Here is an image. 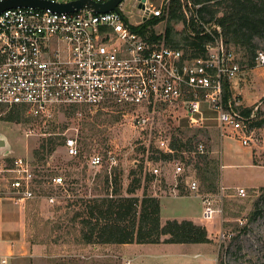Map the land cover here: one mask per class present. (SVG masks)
Listing matches in <instances>:
<instances>
[{"label": "built area", "instance_id": "1", "mask_svg": "<svg viewBox=\"0 0 264 264\" xmlns=\"http://www.w3.org/2000/svg\"><path fill=\"white\" fill-rule=\"evenodd\" d=\"M141 2L137 0L138 5ZM169 4L170 0L161 4L144 0L142 7L138 6L139 24L130 22L120 5L108 12L87 8L58 12L25 6L3 11L0 116L14 107L25 108L33 117H50L54 105L117 107L129 117L134 129L145 131L154 126L157 114H167L178 124L179 113L184 111L188 125L200 128L209 118L202 109L203 101H207L216 112L214 118L222 136L228 134L238 137L244 145L251 144L253 112L246 115V107L236 96L225 98V82L231 83L241 70L235 48L225 41L220 24L206 23L199 16L201 4L182 0L186 17L210 37L203 43L202 54L192 56L135 28L148 19L161 17ZM255 60L264 65V51H258ZM154 139L158 150L174 152L171 136L158 135ZM64 146L72 157L81 153L77 137L65 136ZM204 148L200 142L199 152ZM8 156L0 159V173H11L10 196L24 202L35 198V167L26 157H11L12 163H8ZM106 156L93 154L89 164L100 166L105 160L110 168L117 164L113 150H108ZM147 164L149 171L159 173L152 161ZM174 169L181 174L188 192L201 196L204 219H213L220 213L216 197L223 199L224 185L219 194L202 195L199 182L184 174L181 164L176 163ZM47 183L64 187L65 179L55 174ZM237 194L244 197L247 189L238 187Z\"/></svg>", "mask_w": 264, "mask_h": 264}, {"label": "rangeland", "instance_id": "2", "mask_svg": "<svg viewBox=\"0 0 264 264\" xmlns=\"http://www.w3.org/2000/svg\"><path fill=\"white\" fill-rule=\"evenodd\" d=\"M153 1L161 4L166 0ZM120 9L130 22L139 24L141 11L137 0H123ZM166 23V20L160 21L153 30L163 33ZM173 24L178 31L185 27L183 21ZM235 51L241 70L233 79L236 81L233 92L238 95L241 103L254 107L250 124L253 133L249 145H244L238 137L228 134L221 140L218 122L214 118L216 112L207 101H203L202 109L209 118L198 129H189L184 111L179 113L178 124H174L167 114H157L154 126L147 127L145 131L134 129L129 117L117 107L90 109L86 106L54 105L50 117H33L25 109L20 119L15 121L5 118L8 111L0 116V136L6 137L10 156L26 157L35 167L39 183L35 185L37 196L27 201L30 210L29 227L33 238L46 242L50 246L49 251L56 254L48 259L49 264L75 263L77 256L74 257L73 253L79 252L81 243L80 224L74 218L75 212L82 208L81 199L112 192L111 182L108 185L104 181L108 170L115 167L112 174L119 175L123 193L127 194L126 188L134 177L132 169L139 170L140 165L145 167L148 161L159 167V173L150 180H145V169L142 174L139 173L142 185L136 190V195L142 196L145 192L163 195L160 201L164 216H179L188 209L199 208L202 199L188 192L181 174L174 172L176 163L183 166L184 174L191 175L199 182L202 195L219 194L220 186L224 185L226 189L223 199L216 197V204L221 211L215 216L216 229L212 231L218 242L217 264H264V65L255 62L250 67L251 56L240 48H235ZM258 51H264V39L258 40ZM194 133L195 138L189 142L188 137ZM50 135L77 137L81 153L75 157L68 155L65 146L61 145L62 138L56 139L57 146L52 153L42 148L39 153H34V149ZM158 135L172 138L182 136L186 145L169 162L153 161L151 157L159 155L153 150L156 149L154 137ZM200 142L205 146L203 152L198 150ZM150 146L153 147L151 150ZM108 150L115 152L117 164L111 168L106 160L100 166L89 164L90 156L100 153L106 158ZM250 150L254 151V165L221 167V158L224 162L228 161L229 156L234 160L240 153ZM2 157L0 153V159ZM209 159L218 165L219 175L215 179L208 174L206 162ZM8 161L12 163V158ZM205 171L208 180L203 179ZM53 174L64 177V187L47 183V175ZM176 184L181 189L177 195L192 196H168L176 195L173 190ZM240 185L247 189L244 197L237 194ZM51 196L54 198L51 199Z\"/></svg>", "mask_w": 264, "mask_h": 264}, {"label": "trees", "instance_id": "3", "mask_svg": "<svg viewBox=\"0 0 264 264\" xmlns=\"http://www.w3.org/2000/svg\"><path fill=\"white\" fill-rule=\"evenodd\" d=\"M192 1L201 4L198 13L206 23L221 25L224 39L228 44L236 49L240 48L246 51L251 56L249 66L253 67L256 62L258 40L264 39V0ZM162 20L167 21L164 32L157 33L153 30L154 26ZM180 21L185 23L182 31H178L173 24V22ZM135 28L143 34H150L152 38L163 39L175 48L184 49L190 52L192 56L204 53L203 43L210 38L207 33H203V29L192 18L186 17L182 0H170L168 8L164 10L161 17L148 19ZM230 95V85L225 82V98ZM253 108L246 107L243 111L249 115L253 112ZM24 109L22 107L11 108L5 114V118L9 121L20 119ZM193 128L198 129L196 127L189 129ZM56 136L58 137L50 135L48 139L43 140L40 146L34 149V153H39L40 148L49 154L52 153L56 149L57 138H62L61 145H64L65 136ZM195 136L196 133L188 137V141H192ZM183 142L186 141L182 136L173 137L171 145L174 152H162L156 148L153 150H156L159 155L151 157V159L164 162L175 159L180 148L186 145ZM152 148L150 146L149 150ZM206 165L209 169L208 174H211V177L215 179L219 175L216 161L209 159ZM114 169L115 167L109 169L104 179L108 185L110 182L113 185L112 192L108 191L104 195L80 200L82 208L75 212L74 218L79 220L81 243H158L162 240L176 243L211 242L206 226L191 219L172 218L162 222L159 196L150 195L146 192L142 196L136 195V190L142 185V177L139 176V173L142 174L145 169V180L156 177V174L149 171L147 165L145 167L140 165L139 170L132 169L131 174L134 177L126 188L127 194L123 193L119 175L117 173L112 174ZM206 174L207 171H205L203 179L208 180L209 176ZM53 175H47L46 181ZM36 180L39 183L38 178ZM177 187L181 191L179 185Z\"/></svg>", "mask_w": 264, "mask_h": 264}, {"label": "crops", "instance_id": "4", "mask_svg": "<svg viewBox=\"0 0 264 264\" xmlns=\"http://www.w3.org/2000/svg\"><path fill=\"white\" fill-rule=\"evenodd\" d=\"M155 27V26H154ZM188 52V51H186ZM190 53V52H188ZM191 54V53H190ZM192 55V54H191ZM231 95H238L233 92L234 82L231 81ZM240 100V98H238ZM242 102V101H241ZM244 107H250L242 103ZM219 134L222 140L220 128ZM7 162L11 158L10 153L5 157ZM227 157L226 162L221 158V167L232 165H254V151L240 153L239 156ZM252 160V163H251ZM11 173H0V264H49L48 259L56 256L49 251L50 246L41 240H35L31 235L29 227L28 203L26 200L20 201L10 196L9 180ZM223 180V179H222ZM184 185V184H183ZM238 187H244L240 185ZM176 195L168 196H192L177 195V186H173ZM190 193V192H189ZM163 195L159 196L161 199ZM201 198V196L196 195ZM161 205V219L176 218L191 219L194 222L206 226L211 242L204 243H176L162 240L158 243H106V244H79V252L73 253L74 264L85 262L86 264H217L218 242L213 229H216V215L214 219L206 220L203 218V203L196 210L188 209L179 216H167L163 214ZM167 237V236H165ZM65 256V254H60ZM78 262V263H77Z\"/></svg>", "mask_w": 264, "mask_h": 264}, {"label": "water", "instance_id": "5", "mask_svg": "<svg viewBox=\"0 0 264 264\" xmlns=\"http://www.w3.org/2000/svg\"><path fill=\"white\" fill-rule=\"evenodd\" d=\"M123 0H107L105 2H96L93 0H76L71 2H52L51 0H1L0 14L14 7H41L58 12H73L82 8L91 9L94 12H108L118 9ZM142 2L144 0H141ZM142 2L139 7H142ZM9 143L4 135L0 136V153L8 155L10 153Z\"/></svg>", "mask_w": 264, "mask_h": 264}]
</instances>
